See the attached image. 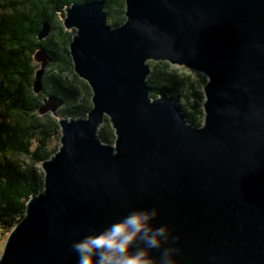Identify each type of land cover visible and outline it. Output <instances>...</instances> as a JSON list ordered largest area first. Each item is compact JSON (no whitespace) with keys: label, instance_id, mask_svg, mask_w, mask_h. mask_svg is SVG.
<instances>
[{"label":"water","instance_id":"water-1","mask_svg":"<svg viewBox=\"0 0 264 264\" xmlns=\"http://www.w3.org/2000/svg\"><path fill=\"white\" fill-rule=\"evenodd\" d=\"M108 24L104 2H73L63 24L75 73L86 80V117H59L60 147L42 162L45 187L27 202L0 264H76L70 245L135 208L166 226L159 260L264 264V0H125ZM51 31L43 23L39 38ZM36 59L34 91L50 63ZM204 73V119L152 96L150 61ZM47 96L40 114L59 116ZM109 117L113 143L98 133Z\"/></svg>","mask_w":264,"mask_h":264},{"label":"trees","instance_id":"trees-1","mask_svg":"<svg viewBox=\"0 0 264 264\" xmlns=\"http://www.w3.org/2000/svg\"><path fill=\"white\" fill-rule=\"evenodd\" d=\"M93 0H0V229L11 232L24 217L27 202L45 187L40 165L59 149L52 144L60 125L51 113L39 114L43 100L51 95L63 101L59 117H86L93 91L74 71L69 44L75 29L63 24L65 7ZM108 24L118 26L126 17L125 0H100ZM48 37L39 40L43 23ZM45 50L51 58L42 76L43 89L34 93L40 63L34 54ZM148 85L152 96L174 97L186 119L200 126L204 119V86L207 77L169 61H150ZM104 143L116 134L109 117L98 130ZM59 135V134H57ZM58 142L60 135L56 136ZM26 157V160L22 158Z\"/></svg>","mask_w":264,"mask_h":264},{"label":"clouds","instance_id":"clouds-1","mask_svg":"<svg viewBox=\"0 0 264 264\" xmlns=\"http://www.w3.org/2000/svg\"><path fill=\"white\" fill-rule=\"evenodd\" d=\"M154 212L135 208L74 240L70 248L76 264H175L166 251L157 260L151 249L160 248L166 226L153 224Z\"/></svg>","mask_w":264,"mask_h":264},{"label":"rangeland","instance_id":"rangeland-1","mask_svg":"<svg viewBox=\"0 0 264 264\" xmlns=\"http://www.w3.org/2000/svg\"><path fill=\"white\" fill-rule=\"evenodd\" d=\"M71 4H72V3H71ZM71 4H69V5H71ZM69 5H68V6H69ZM68 6H67V7H68ZM67 7H65V9H66ZM65 11H66V10H65ZM67 30H70V29H67ZM71 30H72V29H71ZM49 34H50V33H49ZM49 34H48L46 37H48ZM46 37H45V38H46ZM45 38H43V39H45ZM72 38H73V37H72ZM38 39H39V40H43V39H40L39 36H38ZM36 54H37V52L34 54V60H35V63H40L39 60L36 59ZM173 65L183 66V65H178V64H173ZM48 67H49V65L46 67V69H48ZM184 67H186V66H184ZM186 68H188V67H186ZM188 69H190V68H188ZM190 70H192V69H190ZM193 71H195V70H193ZM195 72H197V73H199V74H202V75L206 76L204 73H201V72H199V71H195ZM206 77H207V76H206ZM207 80H208V77H207ZM205 84H206V83H205ZM33 92L36 93L34 90H33ZM36 94H38V93H36ZM47 113H51L54 117L59 118V116L54 115L52 112H47ZM39 114H40V112H39ZM45 114H46V113H45ZM40 115H44V114H40ZM58 120H59V119H58ZM57 134L60 135V128H59V131L56 132L55 137H54L53 140H52V144H53V145H56L57 143H59V146H60V141L58 142V140L56 139V136H59V135H57ZM115 139H116V137H115ZM113 144L115 145V140H114V143H113ZM22 158H23L24 160H26V157L22 156ZM40 168H41V170L44 172V169H43V167H42V164L40 165ZM9 234H10V232H6V231H3V230L0 229V255H1L2 251H3V248H4V245H5V242H6V240H7V237L9 236Z\"/></svg>","mask_w":264,"mask_h":264}]
</instances>
